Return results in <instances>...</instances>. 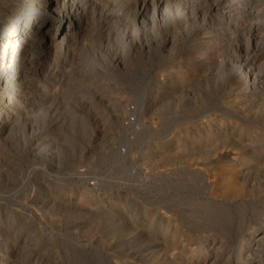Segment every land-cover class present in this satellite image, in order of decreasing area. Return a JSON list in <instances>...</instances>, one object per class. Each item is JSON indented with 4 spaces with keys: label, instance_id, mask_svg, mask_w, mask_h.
Instances as JSON below:
<instances>
[{
    "label": "rangeland",
    "instance_id": "rangeland-1",
    "mask_svg": "<svg viewBox=\"0 0 264 264\" xmlns=\"http://www.w3.org/2000/svg\"><path fill=\"white\" fill-rule=\"evenodd\" d=\"M208 1L169 0V13L148 11L144 26L133 17L137 11L133 0L122 10L92 15L90 36L75 48H79L74 50L76 58L62 71L67 74L48 81L40 113L44 115L31 122L34 130L27 125L25 144L17 141L0 150V228L3 235L28 240L20 246L22 252L18 249L23 258L44 255L51 264H153L160 246L141 236L146 233L139 231L143 227L138 223L134 230H128L133 223L126 218L121 225L112 223L108 213L114 200L124 214L132 211L141 216L147 211L149 219L156 218L155 223L167 217L188 246L194 241L203 246L214 236L218 240L227 230L232 213L223 206L221 182L226 180L231 161L225 155H215L214 166L198 165L191 157H184L181 163L153 164L155 154L148 153L152 139L168 144L178 131L187 129L192 112H198L192 105V93L199 92L203 105L217 97L219 88L213 85L221 82V67H225L219 66L220 60L235 62L231 51L236 43L231 41L235 48L229 43L221 49L211 70L200 62L186 63L188 53L199 46V37L192 31L198 23V8L206 9L217 0ZM0 16L2 22V13ZM173 34V48L168 43L160 45L161 55L153 53L154 46L159 48L158 43L166 37L172 39ZM171 54L172 69L184 70L182 85L165 70V58ZM162 81L171 82L170 88L176 92L161 93L157 84ZM131 107L135 113L140 109L141 122L132 129L125 126ZM27 130L34 132L29 135ZM121 147L126 153H119ZM94 180L95 189L90 186ZM82 187L90 192L89 197L79 196L76 189ZM90 196L94 199L88 201ZM248 243L247 239L244 247ZM242 258L246 259L244 254Z\"/></svg>",
    "mask_w": 264,
    "mask_h": 264
},
{
    "label": "bare ground",
    "instance_id": "bare-ground-1",
    "mask_svg": "<svg viewBox=\"0 0 264 264\" xmlns=\"http://www.w3.org/2000/svg\"><path fill=\"white\" fill-rule=\"evenodd\" d=\"M128 1L130 0H0V14L2 13L1 19H3L0 22V150L17 141H23L22 144H25L24 130L27 125L34 130L31 122L44 115L40 113L44 106L48 81L62 77L66 72L62 71L74 61L76 58H74V50H79L75 48L90 36L93 27L92 15L103 10L107 12L122 10L128 5ZM220 1L217 0L210 6L208 4L206 9L198 8L195 17L198 23H195V26L191 25L193 33L199 37V46L195 51L188 53L190 56L185 59L189 65L200 62V65L205 66V70H211V64L214 65L220 50L231 45V41H235L236 48L233 47L235 44H232L235 51H231V54L235 53V58L232 57L235 62L232 59L233 62L229 64L226 62L228 60H224L225 58L224 61L220 60L219 66L225 67H221L223 69L220 75L221 82L213 85L214 88H219L217 97L211 102H206L207 105H203L197 97L199 92L195 93L192 90L194 92L191 94L192 105L198 112L194 111L196 112L194 114L192 112L191 118L187 121V129L184 132L178 131L174 140L168 144L166 141L154 142L152 139L153 143L148 153L155 154L156 159L151 162L153 164L181 163L184 157L188 159L191 157L198 165L204 163L214 166L218 160L215 155H225L231 164L227 166L226 180L221 182L224 195L221 200L225 204L223 206L232 213L229 212L230 225L226 226L227 230H224L218 240L216 238L219 236H214L203 246L195 241L188 246L180 240L177 228H172L174 222L171 225V220L166 219L167 217L155 223L156 218L149 219L150 215L147 211L141 216L132 211L124 214L114 200L110 205L109 213L107 212L112 223L121 225L126 218L133 223L128 230H134L138 223L143 227L139 231L146 233L141 236H144L148 242L160 246L159 255L157 253L158 257L156 256L153 264H264V213L260 210L264 206V8L262 7L264 0ZM133 5L137 10L133 17L143 26L148 11L152 10L154 13L160 12V15H164L169 10V0L157 2L133 0ZM171 13L173 14V11ZM186 23L187 21L185 25ZM173 37L175 38V35L172 39L167 37L162 39L160 44L158 43L159 48L153 47V53L157 56L162 54L160 45L165 47L170 43L171 46H168H174L176 38ZM172 56L171 54L165 58V70L181 83L184 70L172 69L174 64L172 67V61L168 60ZM216 73L213 75H217ZM170 84L162 81L157 85L161 93L174 94L176 91L171 90ZM206 84L209 86L208 83ZM174 97L179 96L174 95ZM37 109L39 112L34 114ZM138 111L133 128L134 125L141 124ZM32 130H27L29 132L27 133L30 135ZM76 191L80 197L86 195L89 197L90 192L83 187ZM93 199L90 196L88 201ZM127 210L123 209L124 212ZM248 223L252 225L250 229L246 225ZM153 231L157 234L151 235L150 232ZM247 239L250 243L244 247ZM27 241L20 235H3V230L0 228V264H45L44 262L51 264L44 255L34 259L29 254L27 258L19 255L20 246L23 247L28 243ZM228 243H230V253L227 249ZM20 251L22 252V249ZM79 251L89 257L91 262L87 252L83 249ZM243 254L246 258L244 261H242Z\"/></svg>",
    "mask_w": 264,
    "mask_h": 264
},
{
    "label": "built area",
    "instance_id": "built-area-1",
    "mask_svg": "<svg viewBox=\"0 0 264 264\" xmlns=\"http://www.w3.org/2000/svg\"><path fill=\"white\" fill-rule=\"evenodd\" d=\"M134 111H135L134 107H131V110L129 111V114L125 118V126L128 127V128H131V129H132L133 123L136 120V113ZM118 151L121 154L126 153L125 149H123L122 147L119 148ZM96 185L97 184H96V181L95 180L90 182V186L93 189H95Z\"/></svg>",
    "mask_w": 264,
    "mask_h": 264
}]
</instances>
